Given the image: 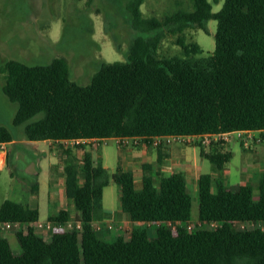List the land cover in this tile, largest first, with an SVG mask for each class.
<instances>
[{"label": "trees", "instance_id": "16d2710c", "mask_svg": "<svg viewBox=\"0 0 264 264\" xmlns=\"http://www.w3.org/2000/svg\"><path fill=\"white\" fill-rule=\"evenodd\" d=\"M143 1L128 3L130 24L139 33L127 59L102 61L88 83L72 78L65 56L46 64L5 61L3 89L17 103L13 121L25 124L28 139L264 128V0H223L218 11L210 0H192L190 9L162 18L144 17ZM210 19L217 20L215 49L204 55L201 45L188 41L185 32L208 31ZM168 32L179 34L182 54H159ZM14 137L9 127L0 126V142ZM59 145L72 152L71 146ZM199 146L217 171L224 170L233 155L222 143L208 149ZM75 147L84 150L81 160L64 166L65 192L74 215L60 209L49 220L55 224L79 220L82 228L57 226L46 237L37 231L45 228L31 224L40 219L38 207L6 199L0 221L20 222L16 237L21 251H15L0 232V264H264V228L236 227L264 222V171L258 196L252 183L230 188L224 176L202 174L198 221L189 229L193 197L183 173L145 175L137 188L132 170L119 167L111 174L87 145ZM111 181L121 188V209L141 224L128 237L118 233L110 241L92 222L104 218V189ZM168 221L181 224L174 231ZM145 223L156 225L154 232Z\"/></svg>", "mask_w": 264, "mask_h": 264}, {"label": "rangeland", "instance_id": "374dc122", "mask_svg": "<svg viewBox=\"0 0 264 264\" xmlns=\"http://www.w3.org/2000/svg\"><path fill=\"white\" fill-rule=\"evenodd\" d=\"M130 0H0V64L10 58H16L28 64L50 63L56 56H65L70 62L72 78L79 83L91 81L94 73L100 68L102 61L125 60L129 54L130 43L139 32L130 24L131 13L128 9ZM213 3V10L218 11L223 0ZM192 0H144L141 10L144 17L160 18L178 9H190ZM217 20L208 21V31L202 28H187L188 41H196L207 55L215 49ZM179 34L168 32L162 39L158 52L161 56L182 54L177 42ZM120 44V47H118ZM0 84V123L11 128L16 134L21 125H15L13 117L17 103L3 94ZM232 151L231 159L226 163L224 177L228 187L235 188L239 183L249 182L256 185L258 177H250L248 157L254 162V152L244 150L239 140H232L228 146ZM105 160L109 164V172L116 171L119 164L120 147L114 138H108L100 144ZM10 169L20 174L17 164V148L8 144ZM97 160L98 150H93ZM260 159V157H258ZM204 172L215 171L214 164L205 159ZM258 162V160H256ZM49 157L43 156L38 162L40 175L37 178L40 216L45 218L54 210L51 200L52 185L57 183L59 173L50 172ZM263 163V162H261ZM221 172L215 174L220 178ZM258 173V172H257ZM256 181V182H255ZM18 182L11 180L9 172L0 175V198L3 195L14 197ZM139 188L140 185L138 184ZM120 186L115 181L105 187L104 205L108 211L121 210ZM189 191L193 197L192 220L198 221L199 187L190 184ZM258 196V191H255ZM56 197H58L56 195ZM58 200V199H57ZM154 232L156 225L145 223ZM131 227V225L129 224ZM238 228L257 230L264 228V222H245L236 224ZM49 237L54 229H38ZM101 233V231H100ZM118 232L106 235L113 240ZM154 234V233H153ZM21 251L19 243L14 246Z\"/></svg>", "mask_w": 264, "mask_h": 264}, {"label": "crops", "instance_id": "0c3cea01", "mask_svg": "<svg viewBox=\"0 0 264 264\" xmlns=\"http://www.w3.org/2000/svg\"><path fill=\"white\" fill-rule=\"evenodd\" d=\"M3 65L4 64H0V84L3 81L2 88L5 81L4 73L1 71V67ZM3 94H6L4 92V89ZM1 125L2 124L0 123V126ZM17 134L18 135L15 134V137L12 141L0 142V175L7 171L9 172L11 180L15 179L19 183L14 197H10L9 195L1 196L0 206L4 200L12 199L24 204H28L32 207L39 208L40 204L38 182L36 181L38 176L40 175L38 162L43 156H48L50 162V172L59 173V178H57V183L55 181V183L52 185L51 200L54 202V210L45 218H42L40 216L39 221H48L49 216L56 214L60 209H68L71 211V214L74 215L73 203L66 196L65 192L64 166L66 162L70 160L80 161L84 154V150L81 148H76L75 146H71L72 152H67L65 151L64 147L59 145V143L49 139L30 140L27 138L25 133V124H21L20 130L17 132ZM8 144H14L17 148L16 159L18 160L17 164L20 166V174L10 169ZM229 144L230 142L222 144L224 150H230V148H228ZM242 146L244 150L253 151L255 155L253 156L254 162H251L250 157H248L247 160L248 162H250L248 163V165H250L251 167L249 169V178H251L252 176H254L255 178H257V176L260 177V174L264 171V142L257 143L254 146L252 145V147H244L243 144ZM206 148L208 149L209 147ZM88 149H92V152L94 149H97V160L100 159L103 165L109 168V164L105 160L104 152L101 151L100 145L98 147L88 146ZM120 151L121 152L119 155V164L117 169L121 167L124 170H132L134 173L135 185L137 187V185L139 184V188H141L142 186L143 177L145 175H170L175 172H181L187 179L188 189L190 184L192 186H196L199 182L200 176L204 173H211L215 178V174L221 172L219 175L226 177L224 174L226 173V168H224V170L222 171H217L216 169L215 171L210 172L203 171V165L205 163L204 161L208 158L204 157L201 154V147L199 145L163 144L160 146H144L142 144H139L120 147ZM258 157H260V159ZM256 160H258V162H256ZM257 184L258 183H256L255 185V191L257 190ZM56 195L58 197H56ZM109 222H116V224L124 225L130 224L132 228L136 225L141 224L140 222L131 220L129 215L122 209L118 210V212L115 210L108 211L106 210L104 205V218L94 221L93 224L94 228L97 230V233L105 239H107L106 235H109L110 233L113 234L116 231L118 233L126 235V237L130 235L125 231V229H121L120 227H117L114 230L108 229L107 225ZM98 224L101 225L100 228L97 227ZM17 229L15 228L6 232H2V234L9 239L13 249L14 246L19 243L16 237ZM14 250L16 251V249Z\"/></svg>", "mask_w": 264, "mask_h": 264}, {"label": "built area", "instance_id": "2783aa9c", "mask_svg": "<svg viewBox=\"0 0 264 264\" xmlns=\"http://www.w3.org/2000/svg\"><path fill=\"white\" fill-rule=\"evenodd\" d=\"M108 138H99L96 136H85V137H75V138H64L58 139L54 142L60 143L65 147L68 146H93L98 147L101 142L107 141ZM115 139L116 143L120 147L132 146L142 144L144 146H160V145H171V144H183V145H202L204 147H209L215 143H227L234 139L239 140L244 146L252 147L254 143H262L264 141V128L262 129H233L225 130L219 132H205V133H170L164 135H154V136H112ZM257 223L255 221H248ZM181 222L168 221V225L175 231L178 227V224ZM245 223V222H243ZM262 223V222H259ZM40 228L55 229L59 227L67 228H82V222L79 220H70L65 224H55L51 220L48 221H38L31 223ZM94 222H92V225ZM212 225H215L216 222H211ZM187 227L192 229L194 227L193 222H188ZM20 226L19 221L5 220L0 221V232H6L11 229H17ZM98 228L101 227L100 224L97 225ZM108 229L114 230L117 227L125 229V231L131 234L132 227L124 224H116V222H109L107 225Z\"/></svg>", "mask_w": 264, "mask_h": 264}]
</instances>
